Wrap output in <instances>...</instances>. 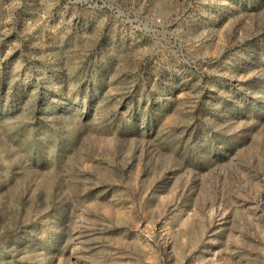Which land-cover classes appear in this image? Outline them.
Listing matches in <instances>:
<instances>
[{
	"label": "rangeland",
	"instance_id": "obj_1",
	"mask_svg": "<svg viewBox=\"0 0 264 264\" xmlns=\"http://www.w3.org/2000/svg\"><path fill=\"white\" fill-rule=\"evenodd\" d=\"M0 264H264V0H0Z\"/></svg>",
	"mask_w": 264,
	"mask_h": 264
},
{
	"label": "built area",
	"instance_id": "obj_2",
	"mask_svg": "<svg viewBox=\"0 0 264 264\" xmlns=\"http://www.w3.org/2000/svg\"><path fill=\"white\" fill-rule=\"evenodd\" d=\"M81 1H85V0H74V2H81Z\"/></svg>",
	"mask_w": 264,
	"mask_h": 264
}]
</instances>
